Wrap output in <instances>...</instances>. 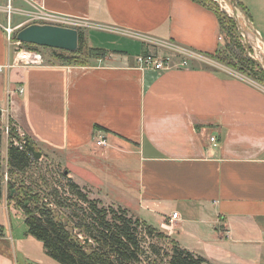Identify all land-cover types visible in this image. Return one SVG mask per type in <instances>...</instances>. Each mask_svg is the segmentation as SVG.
Segmentation results:
<instances>
[{
  "label": "crops",
  "instance_id": "1",
  "mask_svg": "<svg viewBox=\"0 0 264 264\" xmlns=\"http://www.w3.org/2000/svg\"><path fill=\"white\" fill-rule=\"evenodd\" d=\"M236 1L264 42V0ZM10 5L26 18L20 27L38 10L82 21L76 29L100 53L86 65L5 68L14 47L0 23L1 122L11 119L42 157L55 158L82 188L100 190L104 203L153 218L150 224L211 264H264V87L211 66L223 40L216 13L195 0ZM143 36L196 57L180 66L169 51L171 68L141 69L137 55L162 50ZM1 135L0 213H18L6 187L7 131ZM100 135L104 147L95 143ZM1 225L0 264H56L26 227Z\"/></svg>",
  "mask_w": 264,
  "mask_h": 264
},
{
  "label": "trees",
  "instance_id": "2",
  "mask_svg": "<svg viewBox=\"0 0 264 264\" xmlns=\"http://www.w3.org/2000/svg\"><path fill=\"white\" fill-rule=\"evenodd\" d=\"M195 1L216 13L221 32H230L222 26L218 11L204 0ZM224 16L234 25L229 16ZM23 44L38 51V46ZM236 44L240 46L238 42ZM85 48L84 34L79 31L77 51L47 48L53 52L54 58L44 59V62L86 65L88 54H83ZM218 49L210 58L223 62L225 58L216 55ZM87 50L100 53L94 48ZM245 62L256 68L252 59L245 58ZM252 78L263 81L264 71L258 67ZM1 134L0 130V144ZM7 136L8 199L23 212L27 233L42 243L45 253L56 264H211L201 255L181 247L152 224L129 215L127 209L119 205L105 206L100 199L90 198L88 191L69 176L66 168L59 173L65 181L61 189L52 186L44 175L41 184L32 179L26 181L24 174L32 164H39L40 159H36L24 145L11 119L8 120ZM3 173L0 162V198Z\"/></svg>",
  "mask_w": 264,
  "mask_h": 264
},
{
  "label": "rangeland",
  "instance_id": "3",
  "mask_svg": "<svg viewBox=\"0 0 264 264\" xmlns=\"http://www.w3.org/2000/svg\"><path fill=\"white\" fill-rule=\"evenodd\" d=\"M204 1L208 4H210L212 6V8H214L216 11H218L222 26L230 31L228 34L225 32H222L223 40H222V42H220V45L218 47L219 49H218V52L216 54L218 58L223 56L225 58L224 61L219 62L218 59H217V61L216 60L213 61V59H212L213 62H211V63H213V65H211V66L216 65L219 67L228 68L234 74L241 76V77L244 76L246 78V80H249L250 82H256V83H258L264 87V79L263 78H262L263 81H258L257 79L252 78L253 73L255 71H257L258 67L260 68V70L264 71V68L261 67L257 63V61H255V60H258L259 62H261L264 65V45L257 39V37L252 32L251 25L248 21L247 15L244 12V10H242V12H238V14H237L238 20L240 21V25H241V26H238L236 23V20L234 19V15L231 11L228 0H204ZM0 4L1 5L6 4V0H4L3 4L2 3H0ZM13 5H15V4H13ZM3 9H4V13L3 14L0 13V23L4 24L5 26H7L8 21H9L10 25L14 26L15 23L18 24V21L20 22V20L25 17L23 15L17 14L15 11L14 12L12 11L9 13V19H8V13H7L8 8L6 7V5H4ZM1 10H2V8H0V11ZM224 15L229 16L232 19L234 25H232V23H229L227 21V18ZM28 18L29 17L27 16V22L26 23H31V22L35 21V20H30ZM25 19L26 18H24V20ZM240 27H242L243 31L240 29ZM15 32H14V35H15ZM232 35L234 36V38L231 37ZM244 35L247 37L248 43L245 41ZM130 41H132V39H130ZM133 41H135V40H133ZM236 42H238L240 46H237ZM226 46H227V48H226ZM37 50L40 51L41 54H43L44 59H46V60L50 59V58H54L52 55L53 52L50 49H47V47H39L38 46ZM155 52H160V53L164 54V53H168L169 51L162 49L160 51H155ZM83 54L84 55L88 54L86 57V63L87 64L89 62H91L92 60H94V61L96 60L95 57L97 54L93 53L92 51L88 52L87 48L83 49ZM245 58L252 59L256 63V68H254V66L248 65L245 62ZM7 128H8V123H6V125H4L3 122H1V120H0L1 132H3V131L6 132ZM62 169H65V168L62 167V165L60 163H57L55 158L41 157L39 164H32L30 166V168L26 171V174H24L23 177L26 179V181H30V179H32V181H37L38 184H41L40 179L44 175L49 180L48 182L50 184H52V186H57L61 189L62 184L65 183V181L59 175V173ZM74 170L76 172H78V174H80L81 176H83L82 174L85 175L84 171H77L76 169H74ZM88 176H89V180H91V181L94 180L97 183V180L91 178L90 174H88ZM96 177H98V176H96ZM85 189L87 190V188H85ZM87 191H88V196L90 198L100 199V190L99 191L87 190ZM11 202L15 206L13 201H11ZM103 204L105 206H110V205L118 206V205H115L113 203L109 204V203L103 202ZM0 205L4 208L3 204L0 203ZM3 208H2L1 213H0V225L2 224L1 227L2 228L4 227L5 231H6V228L8 229L9 223L14 228L18 227L20 229V227H22V226L26 227V225L24 223V214L19 208H17L15 206V208L18 209V213L16 212V210L11 209L9 212ZM125 209L128 210L129 215L132 214L133 216H136L128 208H125ZM147 220H150L152 222L154 221V219L151 217ZM152 222H150V223H152ZM26 232H27V228H26Z\"/></svg>",
  "mask_w": 264,
  "mask_h": 264
},
{
  "label": "built area",
  "instance_id": "4",
  "mask_svg": "<svg viewBox=\"0 0 264 264\" xmlns=\"http://www.w3.org/2000/svg\"><path fill=\"white\" fill-rule=\"evenodd\" d=\"M6 7L8 8V19H9V13L12 12V7L10 5V0H7ZM30 20H35L34 22L37 23H48V24H54L59 26H65V27H82L84 26V23L82 21H79L78 19H71L68 17H61L57 16L51 13H45L43 11H36L35 13L31 14ZM20 25H10L9 21L7 23V26L4 27V31L6 34V40L8 41V44L13 45L14 47V57L10 63H7L4 67L9 68L15 65H25V66H36V65H42L44 63V58L42 54L39 51L30 49L26 47L23 43L15 40L14 32L17 28H19ZM222 37H219L221 39ZM147 45H157L161 47L162 49H166L167 51H172L175 56L179 58L180 66H186L188 65V58L190 56L196 57V55H192L191 53H188L186 50L179 49V48H173L172 46L169 47H163L160 43L155 42L151 40L150 38L143 36L141 38ZM136 62L138 64V67L141 69H153L155 71H162L165 69H169L172 67L173 64V55L168 53H160V52H146L137 55ZM3 67H0V70ZM19 92L23 91V88H18ZM209 142L215 146L217 143V139L214 135L209 137ZM96 145L99 147H104L107 142L106 138L103 135H100L98 139L95 141ZM177 212L172 213V218H176Z\"/></svg>",
  "mask_w": 264,
  "mask_h": 264
},
{
  "label": "water",
  "instance_id": "5",
  "mask_svg": "<svg viewBox=\"0 0 264 264\" xmlns=\"http://www.w3.org/2000/svg\"><path fill=\"white\" fill-rule=\"evenodd\" d=\"M228 3L237 25L241 26L237 14L238 12H242L243 9L239 6L236 0H228ZM240 29L242 30V27H240ZM251 29L257 39L264 45V42L258 36L256 31L252 27ZM15 40L34 46L75 52L78 50L79 46V31L73 27L33 22L17 28L15 32ZM245 41L248 43L246 36ZM255 61H257V63L264 68V65L261 62L258 60ZM1 115L2 110L0 109V117ZM22 141L36 159H40L42 157V153L29 143L27 137H24ZM12 192H14V190H12Z\"/></svg>",
  "mask_w": 264,
  "mask_h": 264
}]
</instances>
